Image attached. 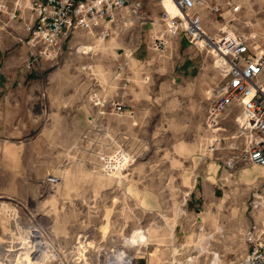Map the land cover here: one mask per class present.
<instances>
[{"label":"rangeland","instance_id":"1","mask_svg":"<svg viewBox=\"0 0 264 264\" xmlns=\"http://www.w3.org/2000/svg\"><path fill=\"white\" fill-rule=\"evenodd\" d=\"M234 1L241 10L228 24L264 45V0ZM127 22L103 41L86 35L74 48L71 38L51 60L35 57L22 25L0 15L3 57L22 71L21 133L9 135L10 124L0 133V264L121 255L226 264L246 250L244 230L264 221V170L232 158L230 119L204 126L222 83L210 56L180 38L146 59L150 24ZM139 40L138 60L130 52ZM95 100L119 101L124 114H100Z\"/></svg>","mask_w":264,"mask_h":264},{"label":"built area","instance_id":"2","mask_svg":"<svg viewBox=\"0 0 264 264\" xmlns=\"http://www.w3.org/2000/svg\"><path fill=\"white\" fill-rule=\"evenodd\" d=\"M166 2L174 5L175 14L167 10ZM240 10L241 4L234 0H0V15L22 25L26 43L39 50H32L35 57L57 58L71 38L74 48L83 44L86 35L103 41L114 33L115 25L131 24L129 18L151 26L148 41H144L146 59L150 50L153 57L163 56L169 45L177 46L184 38L195 51L210 56L222 80L207 109L205 129L221 127L230 119L234 129L227 138L232 158L264 170V45L255 41L254 34L236 31L228 24ZM140 43L131 50L133 57ZM127 67L128 56L124 55L114 65L115 76L121 77ZM81 70L94 75L90 64L81 65ZM93 105L102 109L100 114H124L119 101L95 100ZM243 236L246 250L226 264H264V221L249 225ZM128 261L123 264H136L133 257ZM162 264L194 263L173 260Z\"/></svg>","mask_w":264,"mask_h":264},{"label":"crops","instance_id":"3","mask_svg":"<svg viewBox=\"0 0 264 264\" xmlns=\"http://www.w3.org/2000/svg\"><path fill=\"white\" fill-rule=\"evenodd\" d=\"M166 8L167 10L173 15L176 13V9L174 5L170 2H166ZM181 40V39H180ZM184 40L183 42H186L187 47L191 48L190 45H188L187 41ZM179 42V41H178ZM181 43V42H180ZM137 49L134 51V57L136 59H140L143 57H136ZM186 58V57H185ZM188 58H191V51ZM21 80H22V71L20 69H17L15 67L10 66L9 61H5L3 57V51L0 49V133L1 131H6V125L10 124L12 127L10 128L11 133L9 135H19L21 133V122H22V116L20 113L21 108ZM77 107H80L78 104ZM18 109L17 113L16 110ZM103 115H99L98 113L95 114L94 119H97L98 117H102ZM60 121L62 122H69L71 124L73 123H79L78 120H75L74 117L71 121H67L66 118L60 117ZM83 121V119H82ZM63 132V130L61 131ZM63 132L67 135H75V130L73 132L67 131ZM18 133V134H17ZM3 135V134H0ZM254 169L245 170L244 172L247 175H250L251 171H256Z\"/></svg>","mask_w":264,"mask_h":264},{"label":"bare ground","instance_id":"4","mask_svg":"<svg viewBox=\"0 0 264 264\" xmlns=\"http://www.w3.org/2000/svg\"><path fill=\"white\" fill-rule=\"evenodd\" d=\"M171 15H172V14H171ZM214 130H216V128H214L213 131H214ZM218 139H219V137L214 138L215 141H217ZM211 145H212V144H211ZM256 206H257V205H256ZM123 256H125V255L117 256V257L114 259V261L111 260L108 264H123L124 261H126V260L128 261V259H129L128 256H125V257H126L125 260H124V257H123ZM122 259H123L124 261H121ZM128 262H130V261H128ZM126 263H127V262H125V264H126Z\"/></svg>","mask_w":264,"mask_h":264}]
</instances>
